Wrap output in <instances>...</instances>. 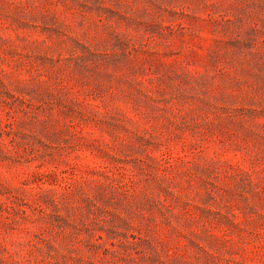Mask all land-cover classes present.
Here are the masks:
<instances>
[{"label": "rangeland", "instance_id": "374dc122", "mask_svg": "<svg viewBox=\"0 0 264 264\" xmlns=\"http://www.w3.org/2000/svg\"><path fill=\"white\" fill-rule=\"evenodd\" d=\"M0 264H264V0H0Z\"/></svg>", "mask_w": 264, "mask_h": 264}]
</instances>
